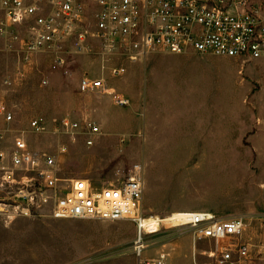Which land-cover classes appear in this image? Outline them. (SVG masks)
Returning <instances> with one entry per match:
<instances>
[{"label":"rangeland","instance_id":"374dc122","mask_svg":"<svg viewBox=\"0 0 264 264\" xmlns=\"http://www.w3.org/2000/svg\"><path fill=\"white\" fill-rule=\"evenodd\" d=\"M3 46L0 40V103L14 120L0 118L1 149L9 151L14 137L24 136L34 152L58 157L61 177L98 186L125 179L141 163L146 220L181 212L208 211L221 219L246 215V235L255 245L264 242V68L252 67L257 60L157 54L126 62L120 77L106 69L109 85L130 99L122 107L108 94L79 91L84 75H103L99 57H71L61 70L39 57L33 67L19 69ZM64 115L95 119L103 135L92 147L79 140L60 154L58 137L30 130L35 117ZM136 236L130 220L0 214V264H138ZM146 240L145 257L166 247L185 261L191 251L186 226L168 223ZM219 247L199 240V264H217L211 252ZM253 264H264V257Z\"/></svg>","mask_w":264,"mask_h":264},{"label":"built area","instance_id":"2783aa9c","mask_svg":"<svg viewBox=\"0 0 264 264\" xmlns=\"http://www.w3.org/2000/svg\"><path fill=\"white\" fill-rule=\"evenodd\" d=\"M0 40L2 50L17 58L19 69L33 67L39 57H45L53 70L67 68L74 56L99 57L103 75H84L79 91L108 94L127 107L130 99L109 85L106 69L120 77L127 73L126 62H145L157 54L264 59V0H0ZM0 118L14 120L4 103ZM29 127L35 134L58 137L60 154L79 140L92 147L103 135L95 119L71 115L51 121L38 116ZM58 163L55 154L34 152L21 135L14 137L9 151L0 148V214L7 219L130 220L137 225L133 250L138 264H168L171 252L166 247L155 256H144L146 236L166 224L158 231L144 226L143 164L135 165L123 180L98 186L86 178L61 177ZM176 224L172 226L191 231L194 264H199L202 239L220 245L211 252L217 264H253L264 257V242L255 245L245 233L246 215L221 219L208 211L189 212Z\"/></svg>","mask_w":264,"mask_h":264},{"label":"bare ground","instance_id":"6f19581e","mask_svg":"<svg viewBox=\"0 0 264 264\" xmlns=\"http://www.w3.org/2000/svg\"><path fill=\"white\" fill-rule=\"evenodd\" d=\"M189 214V212H181V213H177V215H175L172 218L166 219V220H161V219H155V218H151L149 220H145L144 226L147 228V230H149L151 228H155L157 229V231L159 230V226H161L162 222L163 224H171V225H177L176 223L179 222L180 219L187 217V215ZM156 231V230H153Z\"/></svg>","mask_w":264,"mask_h":264},{"label":"crops","instance_id":"0c3cea01","mask_svg":"<svg viewBox=\"0 0 264 264\" xmlns=\"http://www.w3.org/2000/svg\"><path fill=\"white\" fill-rule=\"evenodd\" d=\"M258 63H256L255 65H252V67H256V68H264V60L263 61H260V60H257ZM251 68V67H249ZM240 71V70H239ZM191 238V237H190ZM192 243V242H191ZM187 261L181 259V258H177L173 253L170 255V258H169V261H168V264H194V260H193V247H192V244H191V251L188 252L187 254Z\"/></svg>","mask_w":264,"mask_h":264}]
</instances>
